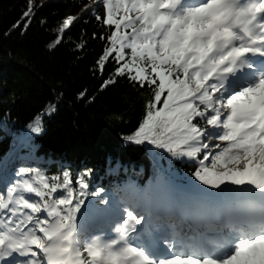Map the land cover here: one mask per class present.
Returning <instances> with one entry per match:
<instances>
[{
	"label": "snow or ice",
	"instance_id": "6c2138e0",
	"mask_svg": "<svg viewBox=\"0 0 264 264\" xmlns=\"http://www.w3.org/2000/svg\"><path fill=\"white\" fill-rule=\"evenodd\" d=\"M77 6L49 48L95 19L100 91L123 80L148 93L124 140L193 170L178 197L158 173L153 186H129L132 197L114 204L91 186V169L74 177L19 167L0 191V264H264V0ZM43 7L29 0L11 31L27 32ZM88 44L85 32L77 48ZM77 98L88 100V90ZM28 127L43 131L39 121Z\"/></svg>",
	"mask_w": 264,
	"mask_h": 264
},
{
	"label": "trees",
	"instance_id": "16d2710c",
	"mask_svg": "<svg viewBox=\"0 0 264 264\" xmlns=\"http://www.w3.org/2000/svg\"><path fill=\"white\" fill-rule=\"evenodd\" d=\"M28 3L29 0H0V180L12 177L22 166L55 173L52 157L66 155L68 163L89 159L88 165L78 162L77 166L65 168L79 172L91 169L89 180L92 178L101 187L110 184L117 174H123L111 187L120 199L122 194L128 195L131 186L125 176L130 172L121 171L123 163L155 170L157 163L149 154L172 159L164 155L167 152L150 145L124 140L137 126L148 93L123 80L100 91L102 81L98 74L93 76V69L103 42L92 38L99 26L95 19L77 26L72 42L65 40L55 49L49 48L60 22L79 14L78 0H38L45 7L30 29L11 31L13 24L22 19ZM85 32L89 44L85 50H79L77 43ZM112 70L108 67V74ZM84 90H88L89 98L81 102L77 97ZM93 96L99 98L93 102ZM50 105L58 106L54 113ZM35 119L45 132L18 145L25 126Z\"/></svg>",
	"mask_w": 264,
	"mask_h": 264
},
{
	"label": "rangeland",
	"instance_id": "374dc122",
	"mask_svg": "<svg viewBox=\"0 0 264 264\" xmlns=\"http://www.w3.org/2000/svg\"><path fill=\"white\" fill-rule=\"evenodd\" d=\"M7 132H9V131H7ZM9 134H10V132H9ZM11 136H12V133H11ZM66 157V155H54L52 158L54 159L53 160V162L54 163H58V164H63V163H68V159L67 158H65Z\"/></svg>",
	"mask_w": 264,
	"mask_h": 264
},
{
	"label": "bare ground",
	"instance_id": "6f19581e",
	"mask_svg": "<svg viewBox=\"0 0 264 264\" xmlns=\"http://www.w3.org/2000/svg\"><path fill=\"white\" fill-rule=\"evenodd\" d=\"M11 123H12V122H11ZM40 161H41V160H40ZM78 162H82V163H81V166H85V165H88V163H89V159L84 160V161H77V162H72V163H66V164H63V165H60V164H59V166H61V167H64V166H67V165H68V166H70V165H76V166H77V163H78ZM110 164H111V163H110ZM52 165L55 166L54 163H53ZM56 165H57V164H56ZM112 166L115 167V166H117V164H114V165L112 164Z\"/></svg>",
	"mask_w": 264,
	"mask_h": 264
}]
</instances>
